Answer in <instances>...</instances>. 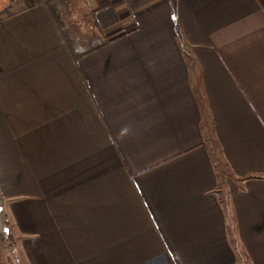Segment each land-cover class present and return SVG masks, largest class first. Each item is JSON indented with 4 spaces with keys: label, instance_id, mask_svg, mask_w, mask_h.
I'll use <instances>...</instances> for the list:
<instances>
[{
    "label": "crops",
    "instance_id": "obj_1",
    "mask_svg": "<svg viewBox=\"0 0 264 264\" xmlns=\"http://www.w3.org/2000/svg\"><path fill=\"white\" fill-rule=\"evenodd\" d=\"M0 194L17 264H264V0L12 2Z\"/></svg>",
    "mask_w": 264,
    "mask_h": 264
},
{
    "label": "trees",
    "instance_id": "obj_2",
    "mask_svg": "<svg viewBox=\"0 0 264 264\" xmlns=\"http://www.w3.org/2000/svg\"><path fill=\"white\" fill-rule=\"evenodd\" d=\"M0 3H1V5L4 6L5 0H0ZM2 7H0V18H1V14H2L1 9H3ZM5 7L7 9H11L12 8V0H7V4ZM62 25H60V26H62ZM66 33L67 32L63 30L62 34H63L64 40L66 41L68 49L75 59H78V58L84 56L85 54L97 49L101 45H103V42L102 43H95V42L90 41V40H92L91 38H89V40H88L89 43H86V42L84 43L83 40L75 38V36H73V34H71V33L66 34ZM244 178L240 177L238 179L243 180ZM8 226L9 225H8V218H7L6 223L4 225L0 224V232H2V229H5V228L8 230ZM7 235H8V237L10 236L9 234H7ZM233 236L234 235H232V237Z\"/></svg>",
    "mask_w": 264,
    "mask_h": 264
},
{
    "label": "rangeland",
    "instance_id": "obj_3",
    "mask_svg": "<svg viewBox=\"0 0 264 264\" xmlns=\"http://www.w3.org/2000/svg\"><path fill=\"white\" fill-rule=\"evenodd\" d=\"M14 1L15 0H12V2H14ZM48 2H46V3H48ZM6 4H7V0H5L4 6L1 5V3H0V5H1L0 7L3 6L2 8H5ZM8 10L1 9V11H2L1 16H3L4 13L5 14L8 13ZM69 30H71V28ZM225 196H226L225 194H221V198L225 199ZM7 234H8V230L6 228L2 229V232H0V258L2 257L1 261L3 260L5 263H6V261H10L12 264H14V263L17 264V259H15L16 257L14 255V252H12V250H14L15 243L8 240V235ZM245 257H246L245 254H243L241 256V262H242L241 264H248V262L246 263Z\"/></svg>",
    "mask_w": 264,
    "mask_h": 264
},
{
    "label": "water",
    "instance_id": "obj_4",
    "mask_svg": "<svg viewBox=\"0 0 264 264\" xmlns=\"http://www.w3.org/2000/svg\"><path fill=\"white\" fill-rule=\"evenodd\" d=\"M6 220H7V216L5 213L4 204H3L2 197L0 194V224L4 225L6 223Z\"/></svg>",
    "mask_w": 264,
    "mask_h": 264
},
{
    "label": "built area",
    "instance_id": "obj_5",
    "mask_svg": "<svg viewBox=\"0 0 264 264\" xmlns=\"http://www.w3.org/2000/svg\"><path fill=\"white\" fill-rule=\"evenodd\" d=\"M44 3H46V2H48V1H50V0H42Z\"/></svg>",
    "mask_w": 264,
    "mask_h": 264
}]
</instances>
